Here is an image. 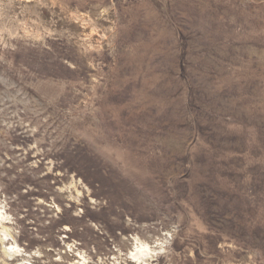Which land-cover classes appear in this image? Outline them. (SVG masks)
<instances>
[{
    "label": "rangeland",
    "instance_id": "obj_1",
    "mask_svg": "<svg viewBox=\"0 0 264 264\" xmlns=\"http://www.w3.org/2000/svg\"><path fill=\"white\" fill-rule=\"evenodd\" d=\"M0 207V264H264V0H0Z\"/></svg>",
    "mask_w": 264,
    "mask_h": 264
},
{
    "label": "bare ground",
    "instance_id": "obj_2",
    "mask_svg": "<svg viewBox=\"0 0 264 264\" xmlns=\"http://www.w3.org/2000/svg\"><path fill=\"white\" fill-rule=\"evenodd\" d=\"M5 220H6V214L4 213V211L1 210V207H0V223H1V224L4 223L3 221H5ZM1 227H2V226H1ZM3 231L5 232V234H7L8 229H7L6 227H4V230H3ZM11 239H12V238H11ZM16 245H17V244H16ZM13 250H16V251H17L15 244H13V245L10 247V249L6 250V253L13 252ZM18 250H19V249H18ZM146 251L149 252V247H148L147 244H146V245H144V244H140V245H138L137 248H136V252L132 254L133 260H134L135 262H137L138 264H139V263L142 264L143 262H145V258H146V257L144 258V256H147V254H145ZM149 253H150V252H149ZM146 264H147V262H146Z\"/></svg>",
    "mask_w": 264,
    "mask_h": 264
}]
</instances>
